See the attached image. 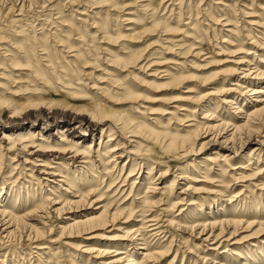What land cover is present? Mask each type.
Returning a JSON list of instances; mask_svg holds the SVG:
<instances>
[{
	"label": "rangeland",
	"instance_id": "rangeland-1",
	"mask_svg": "<svg viewBox=\"0 0 264 264\" xmlns=\"http://www.w3.org/2000/svg\"><path fill=\"white\" fill-rule=\"evenodd\" d=\"M215 1L224 3L226 7L211 5V2ZM244 3L245 6L241 7ZM145 4H149L151 8H148L149 10L137 8ZM80 12L84 14L80 15ZM215 19L231 21L238 30L237 36L232 38L224 31L218 32L223 23L220 21L219 25H214ZM13 20L18 21L14 23ZM250 23H257L262 27L247 25ZM102 26L107 27L106 36L98 30ZM262 28H264L263 0H147L143 3L135 0H0V35L5 36L3 38H6L4 39L7 41H5L6 44L23 55V58H14L10 62L0 58V62L2 61L0 65V140L7 137L12 139L14 135L20 137L27 133H35L34 135L39 133L40 136L35 137V145L41 143L38 142L41 138L44 141L42 144H48L51 150L59 151L78 140L77 135H70L64 139V144L68 145L57 141L62 138L60 134H57L56 129L63 132L67 123L71 128L70 120L62 121L59 119L60 116L68 118L88 116L94 111V105L98 104L103 109L98 110L96 114L106 121L105 125H99L94 130L87 131L86 134L89 135L84 141L86 144L81 142L76 147L80 151H85V147H89L93 141V154L91 153L86 160H76L70 166L69 162L65 161L70 155L56 153L53 157H48L52 155L45 153L49 149L42 148V152L31 158L26 153L36 149L23 151L16 146L17 144L14 148L8 149L9 145L0 141L1 179L11 174L12 167L19 164L22 167V160L29 158L32 159L30 161H46L51 168H58L57 164H60L64 168L62 171L58 168L61 175L77 184L74 189L79 190L84 196L89 190L97 192L98 195L87 197V200L90 199L89 203L102 195V199L90 207L71 208L69 213L60 214L58 218L50 214L44 221L39 220L44 224L43 227L38 226L43 232L41 238L33 242L26 237H18L8 242L4 248H0V264H109L124 257V255L115 256L116 251L126 252L128 256H131L133 246L126 247L130 243L123 234L130 227L125 225L126 223L123 224L124 218H117L113 223H108L104 229H96L79 235L71 230L61 233V230L73 220L81 218V215H98L106 210L108 214L106 216H109L116 210H125V213L131 209L136 210L137 204H131V200L143 197L146 184L150 182L149 179L153 177L157 179L158 175L163 173L165 177L162 188L170 195L166 197L168 201L163 200V204H160L159 210L169 211V207H166L167 203L176 202L179 192L189 186V190L181 195V198L185 199L186 203L193 202L200 211L199 213L195 211L192 219L184 222L186 224L179 222L181 226L189 227L191 223L192 225L206 224L214 218L223 216L220 212L214 213L215 211L228 208L229 211H226L228 214L225 216L237 217L241 224L235 228L234 235L227 243L223 242V245H219L216 251L218 255H213L215 252L211 251L218 246L213 238L207 243L199 244L195 240L197 238L195 234L189 237V232L182 233L184 232L182 229H168L169 233L160 245L154 242L155 240L150 242L151 239H147V235L144 236L149 244L158 246L157 251L162 252L172 241L171 251L164 257L161 264H202L199 259L204 255H209V259L214 258L215 263L264 264V250L259 244L260 241H264V197L262 196L264 189L259 187L264 185V172L261 176L253 175L264 169V144H260L264 142L262 121L252 120L254 125L251 126L254 128H243L244 130L236 133L233 142L224 146L220 143L225 138L223 136H228L225 134H221L223 139L217 138L216 143H213L215 141L212 135L207 134H202L195 140L191 139L189 144H192L194 152L184 160L177 159L172 151L167 150L168 152L165 153V147L170 141L168 137L154 135L144 129L136 130L132 134L134 137H128L127 132L116 134L115 142L107 143L110 135L107 131L109 123H122L130 119L135 123H143L150 127H154L155 124L164 134H174L176 130L182 128L179 126L180 121L184 120L187 115L176 109L180 106H189L192 100H209L210 112L214 113L218 120L222 119L233 125H242L241 123L245 122L243 121L245 115L252 111L256 97L263 95H255L251 98L252 100H248V103L240 101L242 97L240 98L238 93L226 95L238 97L241 113H236L235 109H223V105L218 100L222 98L220 95L222 90L236 88L228 84L234 83L237 76L242 77L245 67H240L237 71L235 67L239 62H243V58L249 56L246 54L255 53L257 55L249 60L251 71H254L256 66L263 69L264 65L258 63V56L264 60V47L255 48L259 46L253 43L254 40H250L254 34L249 35L246 31L255 30L257 38L262 39L264 43ZM117 33L121 37L115 36ZM161 40H168L171 45L163 44ZM177 40L181 42L174 43ZM223 40L227 43H222ZM191 43L194 46L192 48H199L198 50L203 53L199 59L192 57L198 50H193L192 55H179L189 49ZM172 45L181 46L177 49ZM5 46L9 49L7 45ZM12 52L15 51L12 50ZM78 54L80 58L77 57ZM149 54H152V57L147 58ZM140 56L143 59L139 63L129 64ZM150 61L157 62L150 65L148 63ZM176 62L180 65L174 66L173 63ZM167 67H178V71L171 72L172 78L159 79L161 77L158 75L159 72ZM34 72L39 73L40 76ZM58 76L62 79H59L60 82L57 80ZM240 80L242 82L246 79ZM247 80L255 84L264 83V78H255L252 74ZM65 82H70L69 87L65 86ZM256 88L264 91V84ZM189 90L191 94L186 93ZM50 101L51 106H49ZM27 114L32 115L30 119L24 118ZM34 115L38 118L36 122L32 121ZM202 116V112H198L194 121H203ZM250 124L248 122L246 126ZM102 129L104 131L101 136ZM192 131L195 130L192 129ZM178 133L185 135L182 130ZM123 140L132 143L131 145L124 143L123 147H120L125 150L124 158L118 161V165L113 170V180L120 174L121 167L126 161V153L131 148L147 159L144 163L137 161L141 163L140 168L138 167L140 169H138V177L145 176L151 168L153 170L151 176H146L145 185L140 190L138 189V192L135 190L131 197H127L130 187L128 186L124 187L123 194L119 193L113 198L114 190L106 192L108 179L99 173L102 171L101 167L108 168L110 172L114 165L113 163L109 166L101 163V166H98L97 164L101 161L106 163L108 157H101L100 154L107 153L109 148L114 147L116 143H123ZM8 142L11 143V141ZM103 143H106L109 148L100 147L99 153H95L98 144L103 146ZM176 143L180 142L176 141ZM225 146L227 149H230V146L234 147L236 153L227 152V149H223ZM214 152L225 159H230L226 167H223L220 161L216 163L213 161ZM250 153L253 156L249 165L247 160ZM98 156L101 158H97ZM115 156L112 155L110 159ZM78 161L94 162L95 166H98L97 171H90L89 174L101 178L104 184L101 186L100 179L98 181L92 179L85 171L88 168L84 164H79ZM39 163L41 162L37 165ZM187 164L192 168L187 167ZM75 167H82V172L85 173L84 176L80 175L82 181L78 180V174H74ZM53 170L55 169L50 171ZM129 171L130 167L125 163L117 187L121 185V181ZM37 175L36 172L33 173L34 179L39 177ZM241 175L244 180H237L236 178ZM10 176V178L17 177L15 173ZM42 177L45 179L46 176ZM1 179L2 191L15 195V189L10 190V185L4 184L11 182L1 183ZM28 179L26 178L27 181ZM84 180H86L85 185H81ZM131 182L129 181L128 184ZM32 188L35 190L34 198H26V203L20 200V204L18 201H12L10 206L15 208L18 214H23L39 203L47 204L44 201L45 198L53 200L61 195L65 196L60 189L56 187L53 189V185L46 184V187L40 188L32 185ZM46 190L52 191L54 195L51 196ZM240 191L242 195H239L237 199L234 198ZM136 193L139 196H134ZM260 193H262L260 198L256 197ZM20 194L25 198L24 190L20 191ZM159 199L161 198L158 196L151 198L153 202ZM203 199L206 200L203 201ZM74 200L77 201V199ZM4 203L0 200L1 205ZM205 211H209L210 218L205 215ZM168 214L171 212L169 211ZM176 214L177 212L173 213V215ZM67 218L71 221H64ZM49 229H51L50 232ZM232 230L233 228L228 231L224 239L230 236ZM195 232L197 233L198 230ZM37 245L42 249H34ZM225 245L227 250L224 248ZM251 245L262 251L249 247ZM240 247H243L244 251L241 254L244 259L231 257L229 251L238 250ZM246 248L250 251L247 252ZM224 250L227 253H222ZM96 251H106L107 255L97 256L92 253ZM130 258L133 264H142L139 252L136 255L134 253ZM123 263L127 264L126 261Z\"/></svg>",
	"mask_w": 264,
	"mask_h": 264
},
{
	"label": "bare ground",
	"instance_id": "bare-ground-1",
	"mask_svg": "<svg viewBox=\"0 0 264 264\" xmlns=\"http://www.w3.org/2000/svg\"><path fill=\"white\" fill-rule=\"evenodd\" d=\"M135 1H139L140 3H143V2H146L147 0H135ZM211 5L226 7V6H224L225 5L224 3L219 2V1L211 2ZM244 6H245V3L241 7H244ZM137 8L139 10L140 9L147 10L148 8L150 9L151 7L149 4H145L143 6L139 5ZM80 13H81L80 15L84 14L83 12H80ZM17 16H19V15H17ZM179 19H180V17H179ZM17 21L18 20H13L12 22L15 23ZM215 21L216 22L214 23V25H219L220 23L218 24V22H220V21H222V23H223L221 25V29L218 32L224 31L229 35V37L232 36V38H233V36L234 37L237 36L236 34H238V32H237L238 30L236 29L235 25H233V23H231V21H229L227 19H222L220 21L215 19ZM128 23H131V22H128ZM183 25H186V24H183ZM247 25L255 26L256 28L262 27V25H258L257 23H250ZM194 26L195 25H193V27ZM187 28H189V27H187ZM106 29H107V27L105 28L102 26V28H100L98 30H100L102 32L103 36H106L105 35ZM165 29H167V28L165 27ZM262 29L264 30V28H262ZM189 30L194 32V30H192V29H189ZM252 30L251 29L246 30L247 34H249V35L251 33L254 34L253 37H250V40H252V41L254 40L253 43L255 45L259 46V47L255 46V48L261 49L260 48L261 46L264 47V43H262L263 40L260 38H257V36L255 35L256 31L255 30L252 31ZM259 35H262V34L259 33ZM115 36L121 37L120 34H118V33L115 34ZM3 37H5V36H3ZM3 37H1V35H0V58H1V60L10 62V60L14 59V58H20V59L23 58V55L19 54L15 50V48H12V46H9L8 44H6L7 41L6 40H5L6 42L4 41V39H6V38H3ZM15 37H17V36L15 35ZM180 42H181L180 40H177L174 43H180ZM195 42L198 43L197 41H195ZM162 43L171 45V42H169L168 40H163ZM222 43H227V42H225L223 40ZM5 45H7V47H9V49H7ZM14 46L16 47V45H14ZM180 46L181 45H172V47H177V49H179L178 47H180ZM192 47H194V46L191 43V45L189 46V49L182 52L181 54L179 53V55H185V54L192 55L194 53L193 50L199 49V48H192ZM166 49L168 50V48H166ZM12 50L15 52H12ZM190 50L192 52H190ZM254 52H257V51H254ZM202 54L203 53L201 52V50H198L197 53H195L192 57L195 59H199V57ZM246 55H249V56L243 58V62H239L238 64H236L237 67H235L236 71L239 70L240 67H245V70H244L245 72L242 73V77L238 78V76H237L236 80H234V83L228 84L229 86L236 87V88L222 90L220 92L221 93L220 95L222 98L218 100L219 103L221 105H223V109L224 108L235 109L234 111L236 113H241V109L238 106V101H237L238 97H235V95H232V96H226V95H230L231 93H238V96L240 98L242 97L240 99V101L246 102V103H248V100L249 101L252 100L251 98L254 97L255 95H263V96L256 97L257 99L254 100L255 104L253 105L252 111L249 114L245 115L246 117H245V119H243V121L245 120V122L241 123L242 125H233V124L228 123V121L225 122L222 119L218 120V117H215L214 113L210 112V107L208 106V102H210L209 100H206V101L192 100L190 102L189 106H182V107L180 106L176 109L179 112L187 113V115L184 117V120L180 121L181 123L179 124V126H181L182 128L180 130H176L174 134H164L162 131L158 130L160 128H157V125H155V124H154V127H155L154 128V127H150L149 125H145L143 123H135L134 120L130 119L128 121H123L122 123H116V124H110L109 123V125H108L109 127L107 126V129L108 128L109 129L107 131L109 132L110 135L108 136L109 140L107 141V143L108 142H111V143L115 142L116 138H114V137L116 134H121L123 132H127L126 134H128V137H134L132 134L135 133L136 130L144 129L147 132L152 133L154 135L163 136L165 138L168 137V139H170V141L165 147L166 148L165 153L168 152L167 150L172 151L174 153V156L177 157V159L184 160L191 153L194 152V148H192L193 147L192 144H189V140H191V139L195 140L198 137H201L202 134L212 135V139L214 138L213 140L215 141L213 143H216L218 141L217 138L221 137V139H223V137H225L224 140L220 143V145L222 144L224 146L227 143L233 142L235 135L238 131L240 132V131L244 130L245 127L247 129L248 128H250V129L254 128L251 126L252 124L254 125V123H252L253 122L252 120H257V122L262 121L261 123L264 124V91L256 88L257 86H261L264 83L263 84H255V83L249 82L250 80H247L248 78H250L251 74L254 75L255 78H264V66H263V69L256 66V67H254V71H251V69L249 67L251 65L249 60H250V58H251V60L254 59V57H257V55H255V53H248ZM24 56H26V55H24ZM77 57L80 58V55L78 54ZM149 57H152V54H149L147 56V58H149ZM258 57H259L258 63L261 65H264L263 58L261 56H258ZM246 58H248V60L245 61ZM141 59H143L142 56L136 58L132 63H129V64L135 65V64L139 63L141 61ZM155 62H157V61H152V62L150 61L148 63H150V65H154ZM1 63H2V61L0 62V65H1ZM85 64H87V63H85ZM47 65H49V64H47ZM173 65L179 66L180 64L176 62V63H173ZM239 65H242V66H239ZM174 68H168L167 67V68L163 69L162 71H160L158 75L161 77L159 79L172 78L173 75L171 72L178 71L177 70L178 67H174ZM35 74L39 75V73H35ZM59 79H61V78L58 76L57 80L59 81ZM240 79H246V80H242V82H241ZM64 84L66 87H69L68 85H70V82H65ZM76 85H78V84H76ZM66 87H65V89H66ZM62 88H64V87H62ZM59 90L60 89H58V91ZM186 93L191 94V90H189ZM55 103H57V101ZM49 104H50L49 106H51L52 102L50 101ZM232 107H234V108H232ZM101 109H103V107L101 105L97 104V105H94V111L89 113L88 116H79V117H73V118H68L66 116H60L59 119H61L62 121L68 122L70 120L71 128H70V124L67 123V125H65L63 132H60V131H58V129H56L57 134H60L61 135L60 137L62 138V139H58L57 141L63 143V145H68V144H64L65 143L64 139L70 135H77L78 140H76V142L74 144H71V145L69 144L67 147L61 148L59 151L58 150H51V148H48V147H50L48 144H42V143H44V141L41 138L38 140V142H41V143H39L38 145H35V142H34V141H36L35 137H36V135L40 136L39 133H37L36 135H34L35 133L34 134L27 133V134L20 136V137H17L14 135L12 137V139L10 137L8 139V137H7L4 140H0V141H1V143L3 141L5 143H7L6 145H9L8 149L14 148V145H16V144H17L16 146H18L23 151H26L28 149H31V150L36 149V150L31 151L30 153H26L27 156H29L31 158H33L35 156V154L42 152L41 151L42 148L49 149L45 153L52 154V155H49L48 157H53L56 153L57 154H63V155H70V157H68L65 160V161L69 162V166H70L73 162H76V160H79V159L86 160V158L90 157L91 153L93 154V151H92V148L94 147L93 141L91 142V145H89V147H87V148L85 147V149H84L85 151H80L76 147H78L81 144V142L85 143L84 141H86V139H88L87 135H89V134L88 133L86 134L87 131L94 130L99 125H105L104 123H106V121L102 117H99L96 114L98 112V110H101ZM198 112H200V113L202 112L203 116H202L201 120H203V121L195 122L194 118ZM34 114H36V113H34ZM31 116H32L31 114H27L24 116V118L30 119ZM36 116L34 115L32 117L33 122H36L38 120V118ZM192 122H194V123H192ZM248 122L251 124L249 126H246ZM185 123H187V124H185ZM74 124H76L75 127H74ZM30 129H33V127H30ZM192 129L195 131H192ZM198 129H202V130L198 131ZM228 129H230V130L227 131ZM181 130H182V132L185 133V135H180L178 133V131L180 132ZM103 131H104V129L101 130V136L103 135ZM251 131L252 130H249V132H251ZM229 132H231V133H229ZM252 133H253V131H252ZM221 134L222 135L225 134L228 136L222 137ZM52 136H54V135H52ZM52 136H49V137H52ZM91 137H92V135H91ZM8 141H11V143H9ZM176 141H179L180 143H176ZM100 143H101V141L99 140V144ZM124 143L131 145L132 142H129L126 140L121 144L116 143L114 145V147H111V148H109V146H106V143H103V146H100L98 144L96 152H95V153H97L100 147L104 148V149L109 148L107 150V153L100 154L101 157H108L107 158L108 161L106 163H104V161L98 162L97 165L101 166V164H104L106 166H109V165H111V163H113V165H114L110 172L108 171V168H102L101 167L102 171L99 173V175H101V176L103 175L108 179L109 182L107 183L108 185H107V191L106 192L114 190L113 196H112L113 198L119 193L123 194L125 191L124 187H128V186H130V187H129V193H128L127 197H131V194L135 190L138 192V189L140 190V188L143 185H145L146 176L149 177L152 175L151 172H152L153 168H151V170H149L148 172L145 173V176H143L144 178L141 176H140V178L138 177L139 170H140L139 168H140L141 163H138L137 161L140 160L142 163H144L147 159L144 158V156L139 155L138 152L136 150H134V148L133 149L131 148L130 151H127V153H126L127 157H126V161H125L126 165L128 167H130V171L127 173L125 178H123V180L121 181V185L117 187L118 181L121 180V174L124 171L125 163L121 167L120 174L118 175V177L116 176V178L114 180L112 178V176H114L112 174V172L115 169V167L118 165V161L120 159L124 158L123 154L125 153V150L120 148V147H123ZM260 144L262 145V144H264V142L263 143L260 142ZM223 149H227L226 146L223 147ZM226 151L227 152L228 151L233 152L234 154L236 153V151L234 150V147H232V146H230V149H227ZM250 154L251 155L248 156L249 158L247 160L248 163L250 162V160L252 159V156H253L252 153H250ZM112 155H116V156H115V158L110 159ZM212 155L215 156L213 158V161L215 163L217 161L222 162L221 165H223V167L224 166L226 167V163H228L230 160L227 158L225 159L222 156H219V154L215 153V152ZM39 157H36V158H39ZM101 157L98 156L97 158H101ZM30 160H32V159L25 158L24 160H22V162H23L22 167L19 166L20 165L19 164V165H16V166L11 168V174L10 175L15 173L17 176L16 178H10L11 176L9 175V176L1 179L2 175H0L1 183H4L5 181H7V182L10 181L11 183H9V184L4 183V184L6 186L10 185L9 186L10 190L15 189L14 192H16L15 195L6 194V193H4V191H2L3 190L2 187L0 188L1 203H2V201L5 202L3 205L0 204V248L1 247L4 248L5 244H7L8 242L14 241L18 237L19 238L26 237L27 239L32 240L33 242L38 241V239H40L41 236L43 235L42 234L43 232L40 230V227H38V226L39 225H41V227L44 226V224L41 223V221H39V220L42 219V221H44V219L48 218L50 216V214H52V215L54 214L58 218V216L60 214L65 215V214L69 213L71 208L85 207V206L90 207L92 204L98 203L100 201V199H102V195H100V196H98V198L95 201L89 203L90 199L87 200V197L91 196V195L92 196L98 195L97 192L89 190L85 194L86 196H84L83 194H81V192L79 190L74 189L77 184H75L74 182L68 181L69 179H67V177H63L61 175L59 170L62 171V169L64 170V168H62V166L60 164H57L58 165L57 167L59 168V170H58V168H51L49 163L46 161L43 162V161H36V160L30 161ZM9 161H11V163H13L12 160H9ZM47 161H51V160H47ZM203 161L209 162V160H206V159L205 160L203 159ZM38 162H41V163H39V165H37ZM78 163L84 164L88 168V170H85V171L88 173V175L92 179H97V181H98V179H100L101 186L104 184V182H103L104 180H102L101 178L95 177L94 175L89 174L90 171L91 172L97 171L96 169L98 166H95L94 162H92V161L91 162L90 161L89 162L78 161ZM249 165H250V163H249ZM187 167L192 168L191 165H189V164H187ZM51 169H55V170L50 171ZM242 169L243 168H241V170ZM105 171H107V172H105ZM35 172H36V174L39 175V177L34 179L33 173H35ZM263 172H264V169L257 171L253 175L254 176H261V175H263ZM74 174H78V176H79L78 180L82 181L81 176L82 175L84 176L85 173L82 172V167H79V168L75 167ZM195 174H198V173L195 172ZM42 176H46L45 179ZM135 176H137V177L134 178ZM164 177H165V174L163 173V174L158 175L157 179H155L154 177L149 179L150 182L146 184L147 187H146L145 195L141 198L131 200V202H130L131 204L132 203L137 204L136 210L131 209V210H128L127 213L124 212L125 210H116L114 213L109 214V216H106V214H107L106 210L101 211L98 215H94V214H90L88 216H82L81 215V218H79L78 220H73L69 225L63 227L61 230V233H63L66 230H71L72 232L74 231L73 233L79 235V234H82L84 232H89V231L96 230V229H104L108 223H113V221L116 220L117 218H124L123 224L126 223L125 225H128L130 227L129 230H127L125 233H123L125 236V239H127V242L130 243L129 245H126V247L133 246V252H131V256H128L126 254V252L116 251L115 256L124 255V257L117 259L113 262H110L109 264H124L123 263L124 261H126L127 264H133L132 263L133 261L131 260L130 257H132V255L134 253L136 255L137 252H139V255L141 256V259H142L141 263L142 264H161L165 259L164 257H166L169 254V252L171 251L172 241L169 242L167 249L162 252V251H157L158 246H155L153 244H149V241L147 239H151L150 242L155 240L154 242H157L160 245V243L165 241L164 238L166 237V235H168L169 230H172V229H175V230H181L182 229V230H184V232H182V233H185L186 231H188L190 234L189 237H192V234H195L197 236V238L195 240H197V242H199V244L207 243L208 241L211 240V238H213V240L216 241L215 243H218V246H216L211 251L215 252L213 255H216L217 254L216 251H217V248L219 247V245H221V244L223 245L224 244L223 242L227 243L229 241V239L234 235L235 228L241 224L240 220H237V217H229V216L226 217L225 215L228 214V212H226V211H229V208H228V209H221V210L215 211L214 213L218 214V212H220V213H222L221 215H223V216H221V217L218 216L219 218H214L212 221H209L206 224L205 223H198L197 225H192L193 223H191V225H189V227L188 226H184V227L181 226L180 223L182 224V222L184 223L186 220L192 219V214L195 211H197L198 213L200 211L197 210L198 207L195 206V204H193V202L186 203L185 199L181 198V195H184L189 190V186H187L186 189H183V191L179 192V194H178L179 197L176 198V200H177L176 202L172 203V201H169L167 203L168 206H166V207H169V211L171 212V214H168L169 211L167 209L159 210L160 204L161 205L163 204L162 203L163 200L168 201V199H166V197L170 195L169 193H167L162 188V185L164 182ZM26 178H29L28 179L29 181H27ZM5 179H7V180H5ZM75 179H76V177H75ZM179 179H182V178H179ZM236 179L240 180V181L244 180L242 175ZM236 179H234L235 182H236ZM137 180H140V182H136ZM85 181L86 180H84V182H81L82 183L81 185H85V183H86ZM129 181H132V182L130 184H128ZM46 184H48L49 186L53 185V189H54V187L60 189L63 192V195H65V196L61 195V196H59V198L53 199V200H49L48 198H45L44 201L47 202V204L39 203V204L35 205L33 208L25 211L23 214H21V213L18 214L16 212L17 210H14L15 208L10 206L12 204V201H15V202L18 201L20 204V200H21V202L26 203L27 202L26 198L27 199L28 198L29 199L34 198V194H35L34 191L35 190L32 188V185H35L36 187L40 188L42 186L46 187ZM0 185H2V184H0ZM61 186H63V188ZM252 187H254V186H252ZM259 187L264 189V185H261ZM21 189L24 190L25 198L22 194H20V191H22ZM246 189L247 188L245 187V190ZM46 191L51 196L54 195V193L52 191H49V190H46ZM32 193H33V195H31ZM76 194H78L79 196H77ZM237 194L238 195L234 196V198H236V199L239 197V195H242V191H240ZM261 194L262 193L258 194V196H256V197L260 198ZM134 196H139V194L136 193ZM156 196L160 197L161 199H159L156 202H153L151 200V198H154ZM262 196L264 197V195H262ZM63 197H65V198H63ZM74 199H77V201H75ZM204 200H206V199H203V201ZM208 210H210V209H208ZM176 212H177V214L173 215V213H176ZM124 213L127 214L126 217H123V215H125ZM201 213H203V212H201ZM204 213H205V215H207L208 218H210L209 211H205ZM64 221L69 222L71 220H69L67 218ZM184 224H186V223H184ZM232 228H233V230L229 234L230 236L227 237L226 239H224L225 236L228 234V231L231 230ZM196 230H198L197 233L195 232ZM50 231H51V229H49V232ZM146 235H147V239H144V236H146ZM193 238H195V237L193 236ZM259 244L261 245V248L264 250V241H260ZM231 245H234V244H231ZM34 247H35L34 249H36V250L42 249L41 247L38 248V245L34 246ZM249 247L256 248L257 250L262 251V249L257 248L254 245H251ZM224 248L227 250L226 245L224 246ZM243 251H244L243 247H240L238 250L229 251V252H230L231 257H234L236 259H238V258L244 259L242 257V254H241ZM246 251L248 252L250 250H247V248H246ZM92 253L97 254V256H101V255L106 256L107 255L106 251H104V252L96 251V252H92ZM111 253H115V252H111ZM222 253H227V252L224 250V251H222ZM104 256H102V257H104ZM208 257H209V255H204L199 260L201 261L202 264H222V263H215V261H213V260H215L214 258L209 259ZM247 257H248V255H247ZM249 260H250V258H249ZM225 264H228V263H225Z\"/></svg>",
	"mask_w": 264,
	"mask_h": 264
}]
</instances>
